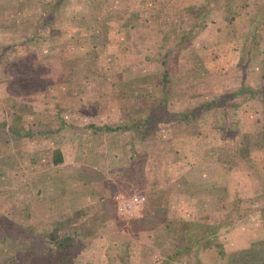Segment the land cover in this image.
<instances>
[{
    "label": "rangeland",
    "instance_id": "rangeland-1",
    "mask_svg": "<svg viewBox=\"0 0 264 264\" xmlns=\"http://www.w3.org/2000/svg\"><path fill=\"white\" fill-rule=\"evenodd\" d=\"M7 1L2 11L7 16L9 30L0 35V51L3 49L2 44H10L9 50L5 47L3 54H0V235L11 233L12 237L0 236V264H9L12 258L21 261L23 249L18 244L17 233L26 234L30 241H37L35 233L44 231L43 234L47 235L45 231L56 227L80 232L75 244L77 252L73 264H161L167 260L166 264H259L258 259L247 261L230 250L215 260L212 254H200L203 243L185 250L175 259H167L175 246L181 248L189 245L195 236H202L208 231L206 226L213 224L203 221L198 223L201 227L197 223L187 224L186 232L179 230L180 221L191 217L193 211L198 216L199 206L204 208L200 212L202 219L204 215L209 218L212 210H205L212 206L209 199L202 200L199 196L191 195L208 186L210 174L205 175L206 169L200 165L177 168L175 162L181 159H176L177 146L191 156L194 149L196 154L199 149L205 150L200 155L198 153L197 162H200L199 156L204 158L202 154L216 159L219 165H227L221 163V160L228 164L238 163L236 160L246 157V154L250 160L257 156L264 158V143L258 145L261 139L256 137L258 132L264 131L263 92L233 91L226 97L217 98L219 101L210 103V107L209 101H203L204 104L198 106L202 108L196 114H185L181 119L173 114V108H177L178 104L166 102L168 97L173 99L176 93L186 98L192 90L194 78L198 80L195 81L197 85L206 77L217 80L215 75L200 70L204 54L196 50L202 46L201 42L195 43L193 54L189 50L180 55L179 48L188 44V37L197 35L199 27H193L198 24L202 26V19L205 21L207 17L227 14L230 6L225 5V1L241 4L242 0H217L218 3L210 4L212 7H208L204 15V7L194 6L192 10L185 6L178 7L183 3L192 4L194 0H170L162 10L168 21L176 16L173 21L175 19L184 28L185 33L180 42H176V34L173 33L169 39L161 37L162 32L157 36L145 35L141 25L144 12L140 10L147 11V7L139 9L135 14L132 13L135 9L129 5L124 7L115 4L118 0ZM260 3L252 8L261 9L264 18V1ZM82 13L85 15L83 23H76L74 32L67 29L70 21H66V16ZM17 14L19 18H16ZM54 19L56 25L52 26ZM19 20L20 23L17 22ZM135 20H140V32L136 39H128V26L132 22L129 28L134 27ZM20 25L26 26L22 43L16 41L17 27ZM192 28L195 33H192ZM114 30V33H119L117 40L113 38ZM72 33L74 37H66ZM235 41L242 43L247 39L237 37ZM154 57L159 65L152 68L150 63ZM242 57L240 55V59ZM263 61L264 56L261 58L262 68ZM263 80L262 77L261 82ZM251 81H256V75ZM262 85L264 82L260 86L249 87L259 88ZM161 96L164 97L162 104L159 102ZM81 100L88 101L80 103ZM101 100L104 101V110L114 117L94 120L86 117L79 120L82 126L86 130L100 126L108 133L124 131L139 139L133 147L120 149L123 135L119 133L112 137L113 141L109 139L116 148L111 151H97L93 143L83 146L86 161L94 162L96 166L77 168L81 169L77 172L86 173L93 168L90 179L110 180L108 193L104 199L98 197L94 203L70 214H64L62 207L52 208L47 201H36L48 195L46 187L45 193L36 191L37 184H43L44 181L48 183L51 176L54 180H62L63 173H66L64 170L68 168L52 163L50 135L39 134L37 131L30 135H17L14 128L19 124L23 132L43 128L45 126L40 121L45 123L49 120L48 115L57 112V115L64 116L65 112H76V107L82 108V112L85 107L89 112L96 111V104L101 105L96 101ZM184 110L189 112L191 109L187 106ZM2 113L6 119H2ZM16 115L21 117L17 118ZM56 121L59 124V120ZM89 133L85 135L87 139L99 137V133ZM74 136L77 137L76 134ZM165 141L168 143L164 144ZM207 149L211 152L207 153ZM70 153H74V150ZM184 158H187V154ZM102 159L108 162L106 167L99 166ZM250 169L253 174H257L255 166ZM222 170L218 166L213 173L215 171L216 176H220ZM102 171L100 177L99 172ZM219 178L220 184L215 186L218 196L226 189L222 184L223 177ZM89 192L99 191L98 188H90ZM139 192L146 196L141 215H121L116 207L115 194ZM180 192L185 196L178 198L177 193ZM213 195L216 198V194ZM217 199L215 201L219 206ZM226 203H229H224L227 208L239 211V215L241 212L246 214L242 216H246V219L241 224H251L257 220L256 205L250 200L238 197ZM183 213L188 216L183 217ZM227 214L216 213L212 216L216 218L215 226L219 224L220 227L224 223V216L230 217ZM234 216L236 213L226 224L235 222ZM11 221L17 223L14 229L9 227ZM190 221L192 223L198 219L191 217ZM76 224L84 225V230L75 228ZM20 226L32 231L20 232ZM217 231L219 234L220 230ZM46 240L43 237V241ZM44 244L48 246L50 243Z\"/></svg>",
    "mask_w": 264,
    "mask_h": 264
},
{
    "label": "crops",
    "instance_id": "crops-1",
    "mask_svg": "<svg viewBox=\"0 0 264 264\" xmlns=\"http://www.w3.org/2000/svg\"><path fill=\"white\" fill-rule=\"evenodd\" d=\"M213 1V3H212ZM264 0H242L241 4L238 3H232L225 1V5L230 6L227 14H218L216 16H212L210 18H206L205 21L202 19V26L200 24L194 26L199 27V31L197 32V35H194V37L187 38L188 44L183 47H180V55H183V52L185 51H191L192 54L196 50L195 43L201 42L202 46H199V49L196 51L203 52L204 54V61H201L200 63V70L208 72V74H213L217 77V80L215 81L214 78H204V81H201L200 85L195 84L196 78H194L193 81V87L192 90L189 91V94L186 98L184 96H181L180 94H175L174 98H167L166 102H175L178 104L177 108H173V114L176 116H179V118H183L184 114H196L195 112L200 110L198 107L200 104H204L203 101H206L209 103H214L219 101L217 98H222L228 96L227 94H232L233 91L238 92H247L249 86L257 87L263 84L264 80L261 82L262 77L264 78V72H262L261 69L264 70L261 66V58L264 56V18L263 12L261 9H254L255 5L261 4L260 2ZM214 2H217V0H194V2L188 3V4H179L178 7L184 6L187 9H193L196 7H204V12L202 15H204L205 11H207L208 7H210V4H214ZM8 3L7 0H0V35L2 36L3 32L8 29L9 23L7 20V16L3 15L2 10L7 6ZM120 4L124 7H127L128 5L130 8L135 9L132 13L137 14V11L143 7H147V11L140 10L144 12L143 20H142V30L144 31L145 35H158V33H161V37H165V39H169L170 35L176 34V42H180V39L183 37L185 31L180 27L178 24V21H173V18L176 16H172L169 21L166 19L167 15L164 14L162 8L167 6L170 3V0H118L115 4ZM218 3V2H217ZM104 6V5H103ZM212 7V5H211ZM210 7V8H211ZM142 13V12H141ZM84 14L74 15L70 14L66 16V21H70L69 25L67 26V29H70L71 31L74 30V28H77L76 23H83L84 21ZM200 16V15H199ZM146 17L148 19H146ZM183 17V16H182ZM202 17V16H201ZM201 17L199 19L201 20ZM16 18L18 17V14L16 15ZM15 18V19H16ZM179 18L177 17V20ZM21 20V17H20ZM17 21L20 23L21 21ZM55 21V19H54ZM173 21V22H172ZM140 20L134 21V27L128 26V32L127 36L128 39H136L138 36V33L140 32L138 26H139ZM200 23V22H199ZM166 25V27L164 25ZM168 24V25H167ZM186 24V23H185ZM205 24V25H204ZM56 25V21L52 23V26ZM185 26V25H184ZM74 27V28H73ZM180 27V28H179ZM183 27V26H182ZM204 27V28H203ZM26 26L20 25V27H17V42L22 43L21 40L25 37L24 29ZM188 28V27H187ZM193 28L191 30H193ZM182 29V30H181ZM196 29V28H195ZM195 29L192 33H195ZM201 29V30H200ZM180 30V32H179ZM74 32V31H73ZM113 31V38L117 40L119 33H114ZM126 32V31H125ZM123 32V33H125ZM173 33V34H172ZM191 33V31L189 32ZM4 35H6L4 33ZM112 36V34H111ZM67 38H72L73 33L70 34V36H66ZM244 38V40L247 39V41H244L242 43H236V38ZM196 38V39H195ZM192 41V42H191ZM191 42V43H190ZM119 44V43H118ZM180 44V43H179ZM2 48L5 47L9 50L10 44H6L5 46L2 44ZM151 47V44H150ZM3 49L0 51V54ZM244 49V50H243ZM199 52V54H200ZM240 55H243L242 59H240ZM194 60H197V57L192 55ZM154 60V61H153ZM156 57H154L150 63L152 68L157 67L159 63L156 61ZM198 61V60H197ZM253 61V62H252ZM252 63V64H251ZM264 63V61H263ZM251 64V65H249ZM257 68V69H256ZM250 71V72H249ZM254 75H256V81H251L254 78ZM257 75L259 77H257ZM206 76V75H204ZM250 79V81L248 80ZM208 80V81H207ZM163 85V83H160ZM169 88L168 86L166 87ZM250 88V87H249ZM179 92V91H178ZM264 92V91H262ZM218 95V96H217ZM169 96V95H168ZM149 97V96H147ZM114 98V97H113ZM151 101L152 97L149 98ZM164 100V97L161 96V101H159L162 104V101ZM175 100V101H174ZM88 100H81L80 103H84ZM213 101V102H212ZM106 102V101H105ZM93 103V102H92ZM96 103H100L103 106L104 110V101L101 100L100 102L96 101ZM101 105H97L96 111L86 110L85 107L84 112H82V108L76 107V112L69 113L65 112L64 116L58 113H52L48 115L47 121L42 123L45 127H40L36 130L31 131H22L20 124L16 126L14 129L17 130L15 134L19 133V135L27 134L30 135L33 133V131H37L39 134H45L50 137V144H52L53 152L54 150H58L60 153V160L58 162H54V154L50 156L51 161L54 165L57 166H64L68 168L67 170H64L63 176L61 177L62 180H58V178H54L51 176L48 180V183L44 181L43 184L38 183L37 184V190L38 192L45 193V190L48 189V195L36 199V201H43L48 202L49 205L52 206V208H59L62 207V210L65 213L70 214L72 211L77 210L80 207H87L88 204L94 203L98 197L100 199H104L105 195L108 193V187L110 186V180L106 181V179H99L98 181H94L95 179H90V173L93 171V168L88 169L86 173L83 171L77 172V168H83L84 166L92 167L96 166L94 162H88L86 161V157L84 154V145H91L90 143H93L92 145H95V150H103V151H111L115 150V144L113 141V136H118L119 133L123 135V140L120 142L121 146L120 149L126 148L128 146L133 147L136 145L137 142H139V139L137 136L126 134L124 131H117L108 133L106 132L103 127L97 126L96 128H89L86 130V127H83V123L79 120L83 118H90L92 120L99 118H113L109 111L101 110ZM191 109L189 112H186L184 110L187 108ZM18 111H21L18 109ZM19 113V112H18ZM114 112H112L113 114ZM118 113V112H117ZM176 113V114H175ZM21 114V113H20ZM42 117H44V114H41ZM71 115V116H69ZM114 115V114H113ZM118 115V114H117ZM17 118L21 117L16 115ZM120 116V115H119ZM118 116V117H119ZM116 118V117H115ZM2 119H6L5 114L2 113ZM8 119V118H7ZM59 120V124L58 121ZM67 121H66V120ZM69 119H77L78 121H69ZM19 120V119H15ZM89 122V121H88ZM93 122V121H90ZM94 123V122H93ZM75 124V125H74ZM85 124V123H84ZM209 130H212L211 128H208ZM24 130V129H23ZM60 130V131H59ZM208 130V131H209ZM90 135H93L94 133H99V137L97 139H87L85 135L88 133ZM215 132L216 130L213 129ZM77 135L75 137L74 135ZM84 135V136H82ZM102 137L100 140L99 138ZM112 138V139H111ZM111 139V140H109ZM150 141L149 139H147ZM168 142L165 141L164 144H167ZM110 144V145H109ZM109 145V146H108ZM89 148V147H88ZM182 147L177 146V152H176V159L178 160L176 165L177 168H182L183 166L187 165H193L194 167H197V165H200V167L205 168L207 174H210L209 177V184L204 189L197 191V193H192L191 195L199 196L200 199H209L211 208L208 207L206 212H210L212 210V215L209 216V218L204 215V219H202L200 212L204 209L203 207L199 206V214H195V211L192 213V219H198V221L190 223V216L187 218V220H182L179 230L183 233L187 231V224H196L201 227L200 222L203 223H213L212 225L209 224V226H206L207 232L203 233L202 236H195L194 240L187 246L179 247L178 245L175 246L173 253H170L167 255V259H175L176 256L184 252L185 250L196 247L198 244L203 243V249L200 250V254H204L205 256L211 255L215 260H218L221 258L222 255L228 250L232 252H241L242 255L245 254V250H251L250 254H255L256 259L260 257V260H263L264 262V158L257 156L255 158H252L251 160L249 157H242L241 159L236 160L238 163H227L226 161H220L225 162L227 165H219L217 164V160L207 156L206 154H202L204 158H200L199 161L196 159L198 156V153L200 155L201 152H206L205 150H198L196 154V149H194L193 156L189 155L187 152L182 151ZM71 150H74V153H70ZM77 150V151H75ZM86 151V150H85ZM210 153L211 150L207 149V153ZM175 154V153H174ZM185 154H187V158H184ZM171 156V154H170ZM74 157V158H71ZM186 161H189L188 164H185ZM255 163V164H254ZM108 162L104 161L102 159L101 163L99 162V166L106 167ZM219 166V169L222 170V174L220 176H216L215 168ZM256 167L257 174H253L251 172L252 167ZM222 167V168H221ZM73 168V169H69ZM69 171H73L71 174L68 173ZM261 174H259V172ZM101 173L99 172V175L101 177ZM89 174V175H88ZM96 174V173H95ZM88 175V176H87ZM105 176V174H104ZM219 177H223L222 184L225 186V190L223 191L220 196L217 195L215 192V186L217 184H220ZM96 178V177H95ZM219 178V179H217ZM41 180V177H39V181ZM44 180V178H43ZM247 184V186H245ZM91 186V187H90ZM46 187V189H45ZM39 188V189H38ZM89 188V189H88ZM90 188L97 189L98 193H91L89 192ZM37 193V192H36ZM35 193V194H36ZM142 193V192H140ZM146 193V192H145ZM34 194V195H35ZM113 192H111V195ZM213 194H216L217 200H219L218 203H220L219 206H217V202L215 201L216 198ZM102 195H104L102 197ZM116 195V194H115ZM185 194L183 192L177 193L178 198L184 197ZM238 197L245 198L247 200H250L252 204L256 205V214H257V220L251 224H241V221L243 219H246V216L242 217V214L244 212H241L239 215V211L237 210H231V208H227L225 204L227 201L237 199ZM224 200V202L222 201ZM256 201H255V200ZM52 203V204H51ZM97 205H100V203H96ZM232 205V204H231ZM217 207V208H216ZM236 208H238L236 206ZM217 210V211H216ZM216 213H221V215H229L230 217L227 218L224 216L225 220L223 224H216L215 226L214 222L216 218H212V216H215ZM236 213V220L233 221L231 225L226 224V221L231 219L233 217V214ZM188 214L183 213V217H187ZM196 217V218H195ZM240 218L239 220H237ZM226 224V225H224ZM185 225V226H184ZM224 225V226H223ZM219 228V229H218ZM217 230H220L219 234ZM182 233H180V237L182 236ZM178 236V238H179ZM217 236V238H216ZM223 236V239L221 238ZM216 241V242H214ZM208 242V243H205ZM212 243V244H211ZM215 244V245H214ZM217 246L220 248L218 249ZM253 249V250H252ZM176 251V253H175ZM202 251V253H201ZM260 251V252H258ZM253 252V253H252ZM169 252H166V254ZM248 254V258L249 255ZM223 257V256H222ZM250 259V258H249ZM259 260V259H258ZM257 262L259 263V261ZM223 260H219L218 262H222ZM163 264L168 263L167 261H163ZM161 263V264H162ZM260 264V263H259Z\"/></svg>",
    "mask_w": 264,
    "mask_h": 264
},
{
    "label": "trees",
    "instance_id": "trees-1",
    "mask_svg": "<svg viewBox=\"0 0 264 264\" xmlns=\"http://www.w3.org/2000/svg\"><path fill=\"white\" fill-rule=\"evenodd\" d=\"M249 91L257 92V91H264V85H262L259 88H248ZM264 93V92H263ZM185 115V114H184ZM19 134V133H18ZM17 134V135H18ZM260 141L257 142V144H263L264 143V131L258 132L256 135ZM250 143V142H249ZM54 162H58L60 160V153L58 150H54ZM1 221V220H0ZM17 223L10 222V229L16 227ZM8 226V223H7ZM77 229L83 231L84 225L82 224H76L75 225ZM18 230L21 232V230L24 233H27L28 231L31 232L30 228H27L25 226H20ZM16 233L15 231H13ZM44 232V231H43ZM42 233H35L37 234L35 236V239L37 241H30L27 237V235H20L17 233L16 237L19 238L18 244L23 249V256L21 261L18 259L13 258L10 260L9 264H73L74 256L77 252L76 249V243L78 242L80 232L78 230L75 231H68V230H62L61 228H53L49 231H45V234ZM1 237H12L11 233H8L7 235H0ZM43 237H46V241H43ZM44 243H52L50 246L45 245ZM10 246V245H8ZM45 246V247H44ZM253 250V249H252ZM251 250H245V254L242 255V253L236 252V255L241 256L242 258H245L244 260L249 261L255 260L256 255L250 254ZM260 252V251H258ZM176 253V251H175ZM253 253V252H252ZM249 255V258L247 257ZM249 259V260H248ZM259 263L264 264L263 260H260V257H258Z\"/></svg>",
    "mask_w": 264,
    "mask_h": 264
},
{
    "label": "built area",
    "instance_id": "built-area-1",
    "mask_svg": "<svg viewBox=\"0 0 264 264\" xmlns=\"http://www.w3.org/2000/svg\"><path fill=\"white\" fill-rule=\"evenodd\" d=\"M116 207L124 217L139 216L142 213L146 196L143 193L116 194Z\"/></svg>",
    "mask_w": 264,
    "mask_h": 264
}]
</instances>
